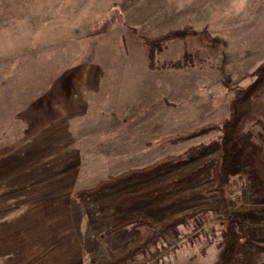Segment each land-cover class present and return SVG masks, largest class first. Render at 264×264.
<instances>
[{"label":"rangeland","instance_id":"rangeland-1","mask_svg":"<svg viewBox=\"0 0 264 264\" xmlns=\"http://www.w3.org/2000/svg\"><path fill=\"white\" fill-rule=\"evenodd\" d=\"M115 1L111 15L119 27L108 21L89 30L82 44L0 45L1 65L18 64L12 75L0 76V264H96L144 231L133 225L110 231L125 219L159 222L215 199L209 162L217 156V135L172 139L228 116L235 88L225 87L219 68L234 86L249 84L243 76L264 61V0ZM187 26L226 45L172 41L151 69L144 39ZM186 53L195 57L191 65L162 68ZM253 114L233 147L232 211L247 225L241 264H264V94ZM202 145L206 150L190 155L184 167L153 182L85 203L76 195ZM188 173L193 178L182 190L128 208L114 204L124 192ZM196 226L181 227L183 241L159 261L151 254L174 236L128 264H216L223 224Z\"/></svg>","mask_w":264,"mask_h":264},{"label":"trees","instance_id":"trees-1","mask_svg":"<svg viewBox=\"0 0 264 264\" xmlns=\"http://www.w3.org/2000/svg\"><path fill=\"white\" fill-rule=\"evenodd\" d=\"M201 40L211 48H220L226 45V41L220 37L211 35L207 30H195L191 27H183L169 30L168 32L144 39L147 49L149 67L158 68V55L162 52L164 45L172 41ZM195 57L186 53L183 60L174 62L163 67L181 69L191 65ZM220 72L224 79L225 87L234 90V98L229 104V114L225 119L217 122H209L193 130L186 131L175 136L174 143H186L197 138L216 134L217 156L209 162L212 166V178L214 187L210 193L215 194L211 204L190 209L179 215H175L159 222L150 219H125L122 224L114 226L110 231L121 229L127 225L144 228L142 234L131 242L127 247L117 252L110 253L108 259L96 264H128L137 256L146 254L151 247L168 236L175 239L165 248H158L152 254L153 260L159 261L166 254L175 251L183 241L179 229L196 222L195 230L202 229L206 224L213 221H220L223 224L221 230L220 252L216 264H241L240 248L243 244L247 225L233 214L234 200L230 196V185L233 164V147L243 137L244 128L250 120H254L255 100L264 94V61L251 73L245 74L243 79H250L246 86H234L231 76L221 66ZM201 148L206 146L191 147L186 153L179 155H167L146 166L133 168L113 175L98 182L94 187L80 190L76 195L80 202L85 203L97 198L104 193L118 192L126 186L141 185L153 182L154 180L184 167L190 161V155L197 157ZM193 173L180 177H172L163 181L154 182L136 191L124 192L118 196L114 204L120 207H131L141 202H151L163 195L177 192L184 189L192 180ZM215 214V217L201 221L202 217ZM245 243L252 248L256 244L245 239ZM157 248V247H156Z\"/></svg>","mask_w":264,"mask_h":264},{"label":"crops","instance_id":"crops-1","mask_svg":"<svg viewBox=\"0 0 264 264\" xmlns=\"http://www.w3.org/2000/svg\"><path fill=\"white\" fill-rule=\"evenodd\" d=\"M115 2V0H0V45L82 44L89 30L102 28L108 21L115 22V25L109 24L110 27H119V18L115 20L111 15L115 11ZM1 59L0 76L12 75L18 64L10 63L6 59L7 63L2 66ZM35 75L34 72L33 76Z\"/></svg>","mask_w":264,"mask_h":264}]
</instances>
